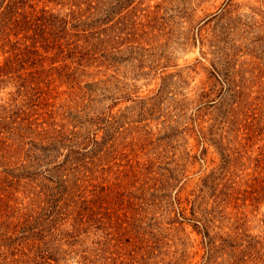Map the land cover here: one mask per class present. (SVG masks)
<instances>
[{
	"label": "rangeland",
	"instance_id": "1",
	"mask_svg": "<svg viewBox=\"0 0 264 264\" xmlns=\"http://www.w3.org/2000/svg\"><path fill=\"white\" fill-rule=\"evenodd\" d=\"M0 65V264H264V0H0Z\"/></svg>",
	"mask_w": 264,
	"mask_h": 264
},
{
	"label": "trees",
	"instance_id": "2",
	"mask_svg": "<svg viewBox=\"0 0 264 264\" xmlns=\"http://www.w3.org/2000/svg\"><path fill=\"white\" fill-rule=\"evenodd\" d=\"M53 15L54 14H52L51 11L42 9L39 14L37 13L36 15L24 16L25 20H36L32 23V27H29V30L27 31L28 33L32 30L34 31L32 35L27 34L30 37L32 44L24 42L22 43L20 41L15 42L12 45L13 50L11 51V55L9 56L5 63V66L3 67L5 69L7 68V70L10 69L11 71L17 73L16 77L19 79L21 87H26L27 82L33 81L31 77H24L22 74L19 73V71L24 67V64L26 62H29L30 59L33 58L34 54H37V50L35 49L36 43L40 42V34L44 32L45 26L52 21ZM64 22H67V19H65ZM45 40H47V38ZM0 71H2L1 68Z\"/></svg>",
	"mask_w": 264,
	"mask_h": 264
}]
</instances>
